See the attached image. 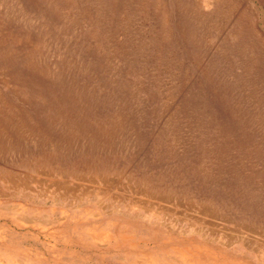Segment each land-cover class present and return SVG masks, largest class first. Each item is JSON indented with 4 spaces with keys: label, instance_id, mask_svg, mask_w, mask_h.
Listing matches in <instances>:
<instances>
[{
    "label": "rangeland",
    "instance_id": "1",
    "mask_svg": "<svg viewBox=\"0 0 264 264\" xmlns=\"http://www.w3.org/2000/svg\"><path fill=\"white\" fill-rule=\"evenodd\" d=\"M0 264H264V0H0Z\"/></svg>",
    "mask_w": 264,
    "mask_h": 264
}]
</instances>
